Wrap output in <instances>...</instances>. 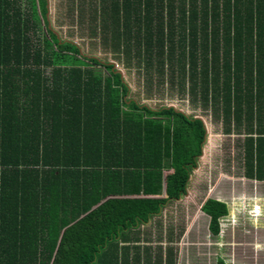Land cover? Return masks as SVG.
Here are the masks:
<instances>
[{
  "label": "trees",
  "instance_id": "1",
  "mask_svg": "<svg viewBox=\"0 0 264 264\" xmlns=\"http://www.w3.org/2000/svg\"><path fill=\"white\" fill-rule=\"evenodd\" d=\"M46 4L0 0V264H176L183 230L149 246L139 227L186 193L203 120L126 98L112 63L48 27ZM71 5L146 84L236 135L243 176L264 181V0ZM201 210L218 235L226 202Z\"/></svg>",
  "mask_w": 264,
  "mask_h": 264
},
{
  "label": "rangeland",
  "instance_id": "2",
  "mask_svg": "<svg viewBox=\"0 0 264 264\" xmlns=\"http://www.w3.org/2000/svg\"><path fill=\"white\" fill-rule=\"evenodd\" d=\"M47 3L50 28L60 38L77 43L82 53L110 62L119 69L128 85L126 98L151 108L172 106L203 120L206 129L203 152L189 176L187 193L181 196L180 201L167 204L165 213L171 208V213H168L171 220L168 222L183 228L188 217L185 209L188 208L193 215L206 197L225 201L229 211L225 218H221L223 225L216 236L210 234L205 222L197 217L194 228L187 233L179 248L173 245L177 263L215 264L217 258H224L228 264H264V201L259 202L260 213L255 220L247 211L241 213L248 209L250 200L246 198L251 197L249 193L256 189V185L244 179L241 148L236 135L223 134L221 123L215 121L209 112L194 107L188 96L170 91L167 84L164 83L162 89L146 84L143 72L135 64L125 65L116 53L106 51L96 37L89 35L88 23L76 18V9L73 13L70 11L71 0H47ZM258 190L264 196V184L259 183ZM244 198L245 206L242 208Z\"/></svg>",
  "mask_w": 264,
  "mask_h": 264
},
{
  "label": "crops",
  "instance_id": "3",
  "mask_svg": "<svg viewBox=\"0 0 264 264\" xmlns=\"http://www.w3.org/2000/svg\"><path fill=\"white\" fill-rule=\"evenodd\" d=\"M244 179H247V180L254 182V185H256V189H254L251 193H249V195L251 197L246 198V199L250 200L249 207L247 210L246 209L242 210L241 213L245 214V211H247L248 213L251 214L252 219L255 220L258 213H260V210L258 208H260L261 204L259 202L264 201V196H261L262 193L258 190V185H259V183L264 184V181H260V180H256V179H249L246 177H244ZM180 198L177 200H173L171 202H178V201H180ZM244 200H245V198L243 199L242 204H241L242 208H244V206H245ZM171 202H168L167 204L170 205ZM167 204L164 206V208L161 210V212L158 215L153 217L148 222L140 225L139 230H140L142 236H145L144 235L145 233L148 234V236L146 237L147 242L143 241L144 244L149 245V246H151V245L155 246V245H158V243L156 242L158 239H163V241L161 242V245L166 246L167 243L165 241V238H167V236L169 238H171L172 240L176 239V236L180 233L181 230H183V233L181 234L179 241L171 243V244H173L179 248V245L182 244L187 233H189L191 231V229L194 228L195 221H197V217H199L200 220H203L205 222L207 229H208L209 217L207 214H205L201 210V205L195 208V210L193 211L194 212L193 215H192V211L188 210V208L185 209L186 214H188V217L186 216L187 219H186V222L184 224L185 226L183 228L182 227L179 228V227L175 226V223L170 224L168 222V219H170V215L168 213L169 212L171 213L172 210H171V208H168L167 213H165L166 207L168 206ZM254 206H258V207H256V210H253ZM190 214L192 215V217ZM226 216H224L223 218H225ZM244 217H245V215H244ZM222 222H223V219H221V221H220L221 227L223 225ZM177 261H178V257H177ZM176 264H179V263H176Z\"/></svg>",
  "mask_w": 264,
  "mask_h": 264
},
{
  "label": "water",
  "instance_id": "4",
  "mask_svg": "<svg viewBox=\"0 0 264 264\" xmlns=\"http://www.w3.org/2000/svg\"><path fill=\"white\" fill-rule=\"evenodd\" d=\"M46 7H47V12H48V3L46 4ZM46 12V16L48 17V13ZM48 26H50V24L48 23ZM114 66V65H113ZM115 67V66H114ZM117 72H119L121 74V77H122V73L119 69L116 70ZM179 111H182V110H179ZM205 137H206V132H205ZM203 152V150H202Z\"/></svg>",
  "mask_w": 264,
  "mask_h": 264
},
{
  "label": "built area",
  "instance_id": "5",
  "mask_svg": "<svg viewBox=\"0 0 264 264\" xmlns=\"http://www.w3.org/2000/svg\"><path fill=\"white\" fill-rule=\"evenodd\" d=\"M256 207H258V206H254L253 210H256ZM255 213H256V212H255Z\"/></svg>",
  "mask_w": 264,
  "mask_h": 264
},
{
  "label": "flooded vegetation",
  "instance_id": "6",
  "mask_svg": "<svg viewBox=\"0 0 264 264\" xmlns=\"http://www.w3.org/2000/svg\"><path fill=\"white\" fill-rule=\"evenodd\" d=\"M47 19H48V17H47ZM48 27L50 28V26H48ZM186 193H187V191H186ZM186 193H185V194H186ZM185 194H184V195H185Z\"/></svg>",
  "mask_w": 264,
  "mask_h": 264
},
{
  "label": "clouds",
  "instance_id": "7",
  "mask_svg": "<svg viewBox=\"0 0 264 264\" xmlns=\"http://www.w3.org/2000/svg\"><path fill=\"white\" fill-rule=\"evenodd\" d=\"M259 209V208H258ZM221 220V219H220Z\"/></svg>",
  "mask_w": 264,
  "mask_h": 264
}]
</instances>
